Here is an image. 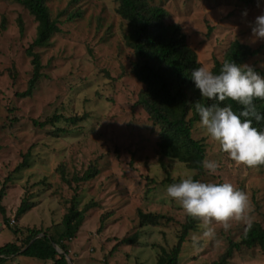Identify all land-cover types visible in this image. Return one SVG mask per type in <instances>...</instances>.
Returning a JSON list of instances; mask_svg holds the SVG:
<instances>
[{
    "label": "rangeland",
    "instance_id": "1",
    "mask_svg": "<svg viewBox=\"0 0 264 264\" xmlns=\"http://www.w3.org/2000/svg\"><path fill=\"white\" fill-rule=\"evenodd\" d=\"M151 2L162 3L168 11L166 21L181 26L200 65L212 69L230 43L239 40L261 50L243 64L264 71V39L251 42L250 23L264 11V0ZM47 5L60 31L47 45L34 48L43 74L32 95L21 97L33 75L27 50L38 22L22 3L0 0V189L6 184L2 204L8 217L6 225L0 212V246L22 243L28 228L47 230L60 224L77 187L79 208L91 200L97 206L86 213L70 241V264H156L162 247L170 251L178 244L186 217L178 201L167 197L170 183L164 180L194 177L197 171L158 152L160 128L138 103L145 86L132 73L136 57L126 44L128 24L117 13L119 0H48ZM245 9L247 15L242 16ZM54 116L62 118L44 127L34 124ZM70 116L83 119L70 124L65 120ZM192 134L204 142L205 158L219 165L214 175L204 169L198 179L230 181L250 202L249 221L231 219L227 230L213 221L215 236L195 247L191 236L198 228L186 237L177 264H212L230 239L240 240L251 222L264 226V168L231 159L199 121ZM26 154L28 165L17 170ZM91 166L99 170L94 178L73 181ZM63 172L71 184L63 180ZM24 198L34 206L18 218ZM139 210L170 220L141 226ZM136 231L140 232L136 243H119ZM54 263L53 258L17 254L0 264ZM228 264H264V251L242 247Z\"/></svg>",
    "mask_w": 264,
    "mask_h": 264
},
{
    "label": "trees",
    "instance_id": "2",
    "mask_svg": "<svg viewBox=\"0 0 264 264\" xmlns=\"http://www.w3.org/2000/svg\"><path fill=\"white\" fill-rule=\"evenodd\" d=\"M22 3L38 22L37 35L34 42L28 48L27 53L32 57L33 75L29 80L28 89L20 93L21 97L32 95L38 81L42 77V63L35 47H42L48 44L53 34L60 31L56 19H52L48 0H16ZM152 0H119L117 13L127 21L128 30L125 34L126 44L130 46L135 54V61L132 66L133 76L145 88L139 95L138 103L147 112L152 123L160 128L158 152L162 157L177 159L186 164L190 169L197 171L194 178L198 179L203 173L201 161L206 157V147L202 140L195 139L192 131L196 122L199 121V114L195 111L197 102L209 105L217 104L223 106L230 104L234 110L243 106L237 101L226 98L223 101L215 98L201 97L199 90L194 87L190 78L191 70L199 67L196 52L187 44L186 36L178 23L167 22L168 11L162 3L151 2ZM251 2L252 0H243ZM21 30L23 26L21 24ZM260 48L252 49L249 45L234 40L223 55V59H216L212 70L218 72L224 60H234L237 63H244L249 57L260 53ZM255 70L264 75V71L254 67ZM253 103L256 110L264 114V99L254 98ZM192 114L189 117V114ZM62 117L54 116L49 120L40 122L34 120V124L44 127L46 124L58 121ZM83 117L70 116L65 120L75 124ZM258 129H264V118L260 121H253ZM66 131L65 129H62ZM29 156L25 155L23 161L17 166V170L28 165ZM264 168V163L255 165ZM99 173L97 167H89L82 175L76 176L73 181L80 183L94 178ZM62 178L71 184L64 172ZM178 179L168 177L164 182L173 183ZM71 198V204L64 214L60 224L54 225L51 229L28 228V235L22 243L16 241L7 242L0 246V263L5 262L12 256L24 254L39 259H55L54 264H70L67 259L69 254L68 242L71 241L79 231L85 220L86 213L97 202L91 200L82 208H79L80 198L77 187ZM6 194V184L0 189V212L3 215L4 223L8 225L6 208L2 199ZM34 206L27 198H24L17 209L16 216H23ZM140 225H156L162 219L170 220L161 213L138 212ZM199 220L186 214L185 222L181 226L178 244L170 251L164 247L158 256L156 264H177L184 242L188 234L196 230ZM103 227V226H102ZM17 234L19 228L14 229ZM140 232L136 231L132 236L124 237L119 243L132 244L138 241ZM260 247L264 251V226L254 221L245 227L240 240L230 239L226 251L212 264H228L235 251L242 247ZM60 249L62 253L58 252Z\"/></svg>",
    "mask_w": 264,
    "mask_h": 264
},
{
    "label": "clouds",
    "instance_id": "3",
    "mask_svg": "<svg viewBox=\"0 0 264 264\" xmlns=\"http://www.w3.org/2000/svg\"><path fill=\"white\" fill-rule=\"evenodd\" d=\"M242 16L247 15L243 10ZM251 23V42L264 39V11ZM190 78L201 97L223 101H237L243 107L234 110L230 104H195L199 124L206 134L218 141L220 150L237 163L255 166L264 163V129L253 121H260L264 114L258 112L254 98L264 99V75L249 64L224 60L218 72L205 65L194 67ZM202 167L214 175L217 161L205 158ZM167 197L180 204L186 214L199 220L198 232L191 236L192 246L215 236L213 221L227 230L229 220H250V202L247 194L230 181L214 182L182 175L177 182L166 186Z\"/></svg>",
    "mask_w": 264,
    "mask_h": 264
},
{
    "label": "water",
    "instance_id": "4",
    "mask_svg": "<svg viewBox=\"0 0 264 264\" xmlns=\"http://www.w3.org/2000/svg\"><path fill=\"white\" fill-rule=\"evenodd\" d=\"M59 252L62 253V251L58 248ZM67 259L70 261L68 254L66 255Z\"/></svg>",
    "mask_w": 264,
    "mask_h": 264
},
{
    "label": "crops",
    "instance_id": "5",
    "mask_svg": "<svg viewBox=\"0 0 264 264\" xmlns=\"http://www.w3.org/2000/svg\"><path fill=\"white\" fill-rule=\"evenodd\" d=\"M70 244V241L68 242V245ZM69 251H70V246H69Z\"/></svg>",
    "mask_w": 264,
    "mask_h": 264
}]
</instances>
